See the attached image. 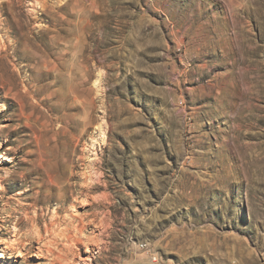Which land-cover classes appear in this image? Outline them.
I'll return each instance as SVG.
<instances>
[{
    "label": "rangeland",
    "instance_id": "rangeland-1",
    "mask_svg": "<svg viewBox=\"0 0 264 264\" xmlns=\"http://www.w3.org/2000/svg\"><path fill=\"white\" fill-rule=\"evenodd\" d=\"M41 1L0 0V264H264V0Z\"/></svg>",
    "mask_w": 264,
    "mask_h": 264
},
{
    "label": "bare ground",
    "instance_id": "bare-ground-1",
    "mask_svg": "<svg viewBox=\"0 0 264 264\" xmlns=\"http://www.w3.org/2000/svg\"><path fill=\"white\" fill-rule=\"evenodd\" d=\"M37 1V0H36ZM38 2H40V1H38ZM42 2V6H44L45 5V2H43V0L41 1ZM40 5V6H41ZM44 162L45 161H43V160H39V163H40V165H43L44 164ZM47 162V161H46ZM48 172V171H47ZM72 177H73V174L71 175ZM60 180V179H59ZM47 183H49L47 186H48V188H47V191H52V189L56 186L55 185V182H54V177H53V175H52V173H49L48 172V174H47ZM81 186V185H80ZM92 187V186H91ZM80 188V187H79ZM84 188V187H83ZM83 192V191H82ZM70 193H72V191L70 192ZM62 201V200H61ZM72 206V205H71ZM60 207V206H59ZM64 208V203L62 204V206L60 207V209H63ZM67 208V207H66ZM55 211V210H54ZM62 211V210H61ZM35 214V213H34ZM55 214H57V213H55ZM42 215V214H41ZM35 217V216H34ZM50 219V218H49ZM59 219V218H58ZM55 222V221H54ZM52 223V222H51ZM81 223V222H80ZM50 224V223H49ZM49 224H47L46 226H44V234L47 236H51L52 235V237H53V235L54 236H56V235H58V234H55L54 233V231H53V229H51V227L50 226H48ZM51 225H53V224H51ZM39 226V225H38ZM58 227V226H57ZM53 228V227H52ZM77 228V227H76ZM66 230H64V227H63V230L64 231H68L69 232V230L67 229V228H65ZM81 229V228H80ZM62 230V229H61ZM77 231V230H76ZM68 232H66V233H68ZM75 234V233H74ZM61 235L63 236V235H65L64 233H62L61 232ZM78 235V234H77ZM47 236V237H48ZM60 236V235H59ZM68 236V237H67ZM70 236H71V234H70ZM70 236H69V234L68 235H66V237L65 236H63L64 238H66V241L68 240H70L71 241V239H69L70 238ZM79 236H80V234H79ZM37 237L41 240L42 238H43V235H42V229H38L37 230ZM36 237V238H37ZM45 237V236H44ZM73 237H76V235L75 236H73ZM72 237V238H73ZM78 237V236H77ZM60 239V238H59ZM74 239V238H73ZM72 239V240H73ZM43 241V240H42ZM55 241V240H54ZM54 241H53V243H54ZM60 241V240H59ZM65 240H63V242H64ZM74 241H76V238H75V240ZM77 241H80V240H77ZM49 241H47V243H48ZM61 242V241H60ZM72 242V241H71ZM51 243V242H50ZM53 243H51L48 247H45V248H47V250H45V251H47V252H49L50 253V255L52 256V254H55V249L53 250V248H51V245L53 244ZM57 243V242H56ZM55 243V244H56ZM68 243V242H67ZM73 243V242H72ZM45 244V243H44ZM63 244V243H62ZM67 245V244H66ZM70 244H68V246H69ZM72 245V244H71ZM9 246V245H8ZM54 246V245H53ZM68 246H66V248L68 247ZM72 247V246H71ZM70 247V248H71ZM54 248H55V246H54ZM65 248V249H66ZM39 249V248H38ZM59 249V248H58ZM68 249V248H67ZM41 251H42V248L40 249ZM72 250V249H71ZM74 250V249H73ZM64 251V250H63ZM62 251V252H63ZM70 251V250H69ZM57 252V251H56ZM68 252V251H67ZM71 252V251H70ZM69 252V253H70ZM71 253H74L73 251L71 252ZM58 254H59V252H58ZM61 254V253H60ZM62 254H64V253H62ZM59 255V256H55V257H52V259H54V260H56V261H62V263H65V261L64 260H67L66 258H65V254H68V253H65L64 255ZM69 255H71L70 257H72V254H68V260H69ZM62 256H64V257H62ZM73 257H75V256H73ZM53 260V261H54ZM70 260H71V258H70ZM55 261V262H56ZM72 261V260H71Z\"/></svg>",
    "mask_w": 264,
    "mask_h": 264
}]
</instances>
